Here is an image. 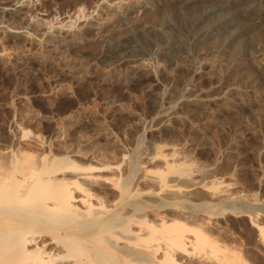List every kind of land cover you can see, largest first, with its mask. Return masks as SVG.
I'll return each instance as SVG.
<instances>
[{"label":"bare ground","instance_id":"6f19581e","mask_svg":"<svg viewBox=\"0 0 264 264\" xmlns=\"http://www.w3.org/2000/svg\"><path fill=\"white\" fill-rule=\"evenodd\" d=\"M172 1L174 3L176 0H165L169 3ZM262 1L228 0L223 5L205 2L194 26L198 27L199 21L211 20L210 17L219 18L215 24L199 30L200 41L213 45L219 42L212 34L223 35L225 27L231 26L230 23L241 14L250 16V23L246 26L260 28L264 32ZM128 2L116 0L109 4L118 12L126 8V11H121V15H126L132 11ZM237 2L244 3L238 11L225 10L227 4ZM95 25L90 24V28L98 30L104 40H109L96 60L101 64L113 61L116 65H125L131 75L127 81L128 89L140 88L148 93L153 92V87L148 84L150 75L147 70L152 67L147 64V53L139 47L138 42L145 37L153 38L159 31L168 30L170 25L167 22H144L139 26L128 24L125 28H118V35L112 36L111 40L108 31ZM246 26L233 29L219 47L216 44L218 52L210 45L211 51L214 49L217 54L226 55L231 46L229 54L232 58L226 55L230 65L233 60L235 66L242 62L246 64L247 61L240 57V51L246 46L239 45V41L238 45L232 47V41L248 30ZM70 37L75 36L69 33L67 38ZM71 43L67 39L54 47L66 54ZM188 52L184 37L179 32H173L168 43L160 47L157 54L172 65ZM163 65L156 67L160 73L166 71ZM249 66L252 69L243 67L246 70L240 74L236 71L238 75H235L239 81L251 85L254 84V73L264 74V71L258 63ZM142 70L146 71L141 76ZM200 72L195 71V75ZM191 89L189 87L185 91V99L192 101L195 107L208 105L214 99H204L203 96L191 98ZM221 98L224 102V98ZM155 99H151L153 101L150 100L149 105L153 104L158 109L155 117L159 120H155L157 124L166 121L168 124V120L169 123L173 122L170 120L174 119L176 104L166 107L165 101L162 103V99ZM83 108V105L76 109L68 108L59 121L61 126L54 130L50 139L39 132L31 135L33 146L23 143L29 132L26 134L20 123L15 124L16 134L11 143H5L6 147L0 149V264H254L239 250V240L228 229L225 219L226 214L238 217L242 212L237 207H230V203L224 204L238 198L232 185L226 184L225 179H215L214 175L210 179L211 172L208 175L206 169L198 168V164L195 165L192 160L193 164L190 160L188 162V156L177 146L179 143L174 142L154 143L153 152L142 153L139 160L135 155L130 157L126 152H121L118 162H113L115 160L109 159L112 152L104 155L96 144L97 140L89 141V135L86 136L78 128L80 126H76L77 112ZM188 108L190 103L186 106ZM87 125V128H92L91 131L98 132L97 126ZM100 130V135L110 138V135H106L109 130L105 127L103 131ZM249 209L242 214L254 231L252 247L264 256V217L256 210Z\"/></svg>","mask_w":264,"mask_h":264},{"label":"rangeland","instance_id":"374dc122","mask_svg":"<svg viewBox=\"0 0 264 264\" xmlns=\"http://www.w3.org/2000/svg\"><path fill=\"white\" fill-rule=\"evenodd\" d=\"M114 1L0 0V149L6 147L5 143H11L16 134L15 124L18 123L27 131L26 134L29 132L23 141L26 145L32 144L31 135L38 132L50 139L54 130L61 126L60 119L65 116V111L81 105L85 110L83 108L77 112L76 126H82L78 128L86 136L89 135V141L97 140L96 144L104 155L112 152L109 156L113 157L108 158L115 160L113 162H118L121 152H126L130 157L135 155L139 160L142 153L153 152L155 144L160 141L163 144L179 143L177 146L188 156L187 161L192 160L195 165L198 164V168L210 171V179L216 176L215 179H225L226 184L234 187L238 198L224 204L230 203V207H237L242 212L238 217L226 214L228 229L239 240V250L247 260L264 264V256L252 247L254 231L243 215V211L250 208L264 217V74L256 71L254 84L251 85L239 81L237 76V72L243 73L245 68L252 69L249 66L251 63H258L264 71V32L260 28L246 26L250 23V16L241 14L230 23L231 26L225 27L223 35L212 34L219 42L213 45L200 41L199 30L215 24L219 18L210 17L212 22L209 18L208 21H199L198 27H195L194 21L200 15L202 5L209 1L223 5L228 0H176L174 3L165 0H129L128 6L132 11L126 15H121L126 8L119 13L110 7ZM240 5L244 3H230L225 10L236 11ZM90 21L91 25L96 23V27L99 25L100 29L108 31L110 40L115 34L118 35V28L128 24L139 26L144 22H167L170 25L168 30L159 31L153 38L145 37L138 42L139 47L147 53V64L152 67L147 69L150 75L147 83L153 87L152 93L140 88L128 89L127 81L131 75L125 65H116L113 61L101 64L96 60L109 40H104L98 30L90 28ZM239 26H246L249 31L242 36L244 39L236 38L231 43L234 45L232 47L239 41V45L246 46L240 51V57L247 61V65L242 62L236 68L233 59L232 65L226 59L227 56L232 58L229 54L231 46L226 56L217 54L215 45L219 47ZM173 32H179L184 37L189 52L170 65L157 53L160 47L168 43ZM69 33L75 37L67 38ZM64 39H68L69 44L72 42L66 54L54 47L65 43ZM210 45L217 52L214 49L211 51ZM162 65L166 70L164 73L157 70ZM200 70V74L195 75V71ZM145 71H140V75ZM189 87H192L194 95L191 98H214L208 104L211 105L205 104L206 108L203 104H200L202 107L196 105L197 109L192 101H187L185 91ZM208 95L209 98H205ZM223 96H226V100ZM155 98L162 99V103L165 101L166 107L176 104L174 119L178 120L172 118L170 121L173 122L169 123L168 120V124L166 121L158 125L155 121L158 109L153 104L149 105ZM186 101L190 103V109H186L189 105ZM191 107H195L194 110ZM153 108L155 110H151ZM85 124L98 127V132L101 126L100 132L105 127L109 130L106 135H110V138L91 131L92 128H87Z\"/></svg>","mask_w":264,"mask_h":264}]
</instances>
